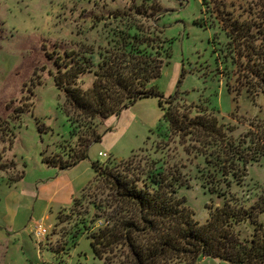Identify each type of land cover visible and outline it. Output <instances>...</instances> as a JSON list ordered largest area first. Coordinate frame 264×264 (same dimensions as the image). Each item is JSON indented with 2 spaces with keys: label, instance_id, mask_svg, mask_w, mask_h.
Here are the masks:
<instances>
[{
  "label": "rangeland",
  "instance_id": "374dc122",
  "mask_svg": "<svg viewBox=\"0 0 264 264\" xmlns=\"http://www.w3.org/2000/svg\"><path fill=\"white\" fill-rule=\"evenodd\" d=\"M126 34L156 39L155 47L162 41L169 50L147 86L163 97H143L104 119L105 134L89 145L87 158L59 173L43 155L68 159L77 137L54 76L72 63L67 54L104 51ZM94 79L92 69L77 82L87 89ZM172 96L190 119L213 113L224 135L185 127L173 134L163 119ZM134 155L145 169L157 164L178 180L179 196L199 223L229 202L257 206L264 224V0H0V264H105L84 228L94 208L81 199L77 210L88 213H72V194L80 197L94 179V162ZM242 157L243 179L222 175V166L241 171ZM15 213L19 225L12 229ZM38 222L48 231L40 240L31 231ZM235 229L242 238L254 230L250 221Z\"/></svg>",
  "mask_w": 264,
  "mask_h": 264
},
{
  "label": "trees",
  "instance_id": "16d2710c",
  "mask_svg": "<svg viewBox=\"0 0 264 264\" xmlns=\"http://www.w3.org/2000/svg\"><path fill=\"white\" fill-rule=\"evenodd\" d=\"M126 35L108 43L104 51L90 49L75 59L71 53L66 55L73 58L72 63L66 62V70L54 80L64 93V109L77 145L70 149L66 160L57 154L43 155L49 167L66 170L87 158L89 145L101 141L105 134L99 131L104 119L120 114L143 97H163L147 86L160 76L169 50L162 41L155 47L156 39ZM231 38L236 39L234 35ZM92 69V86L83 89L77 82L79 76ZM178 102L175 96L170 97L163 115L173 134L185 127L201 128L209 136L224 135L213 113L190 119L182 114ZM160 106L163 108L161 99ZM136 155L105 164L94 162V179L80 197H73L72 213H88L86 209L77 210L81 199H87L94 208L91 225L84 224V228L96 258L105 264H198L203 258L220 259L226 264H264V224L257 220V206L246 209L225 202L210 211L207 221L201 224L179 196L178 180L157 164L145 169L136 161ZM240 162L241 171L222 166V175H231L235 181L243 179L247 159L242 157ZM59 220L62 222V213ZM100 221L104 225H98ZM244 221L253 223L248 238H242L235 229Z\"/></svg>",
  "mask_w": 264,
  "mask_h": 264
},
{
  "label": "crops",
  "instance_id": "0c3cea01",
  "mask_svg": "<svg viewBox=\"0 0 264 264\" xmlns=\"http://www.w3.org/2000/svg\"><path fill=\"white\" fill-rule=\"evenodd\" d=\"M67 170V169H66ZM63 171H65V170H60L59 171V173H62ZM44 187H45V182H41V183H39L38 185H37V190H36V194L38 195L37 197H36V200H35V202H34V209L36 208V205H37V200L39 201V195H40V191L42 190V189H44ZM35 193H34V191H33V195H34ZM74 195V197L75 196H77V193H73L72 194V196ZM24 197H26V196H24ZM27 198V197H26ZM28 201V200H27ZM53 202V199H52V197H50L49 199H48V203H52ZM29 206V205H28ZM27 207H25L24 209H26ZM29 208V207H28ZM19 209H21V206H19ZM13 218H11L10 220H9V227L10 228H12V229H16L17 228V226L19 225H16V223H15V220H16V216H17V213H15V214H13Z\"/></svg>",
  "mask_w": 264,
  "mask_h": 264
},
{
  "label": "built area",
  "instance_id": "2783aa9c",
  "mask_svg": "<svg viewBox=\"0 0 264 264\" xmlns=\"http://www.w3.org/2000/svg\"><path fill=\"white\" fill-rule=\"evenodd\" d=\"M99 155L103 158L109 157V155L105 152H100ZM98 225H104V222L100 221L98 222ZM31 231L39 240L42 239V237H44L48 233L47 229L42 225L41 222L34 223L31 226Z\"/></svg>",
  "mask_w": 264,
  "mask_h": 264
}]
</instances>
